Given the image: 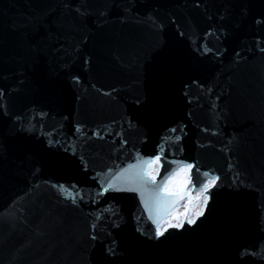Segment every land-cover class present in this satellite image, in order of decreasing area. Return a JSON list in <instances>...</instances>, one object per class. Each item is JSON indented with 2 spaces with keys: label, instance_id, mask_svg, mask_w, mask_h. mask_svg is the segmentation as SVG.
<instances>
[{
  "label": "water",
  "instance_id": "obj_1",
  "mask_svg": "<svg viewBox=\"0 0 264 264\" xmlns=\"http://www.w3.org/2000/svg\"><path fill=\"white\" fill-rule=\"evenodd\" d=\"M62 4L0 0L3 102L25 117V128L27 117H35L32 132L14 137L11 121L3 125L0 264H99L102 244L112 240L119 247L111 264H264V52L257 45L259 37L264 47V0H201L199 8L196 0H77L83 17ZM29 18L43 24L39 50L35 24L25 25ZM209 28L223 31L205 38ZM202 43L213 51L205 55ZM137 97L150 119H136ZM41 111L43 119L36 116ZM76 123L85 126V136H72ZM108 126L112 136L90 138L91 129ZM172 127L177 133L168 131ZM48 138L61 142L50 150L56 157L70 156L64 149L71 145L76 163L54 167L44 154L26 159L18 146ZM162 138L158 182L183 161L199 169L190 172V195L196 196L205 171L218 174L222 186L210 191L199 228L173 230L157 242L137 231L147 233L152 225L135 193L89 201L99 187L94 176L111 168L108 178L154 156ZM85 162L87 171L77 166ZM236 173L243 185L230 189ZM52 184L76 185L73 196L82 192L85 200L73 205ZM245 248L255 255L241 258Z\"/></svg>",
  "mask_w": 264,
  "mask_h": 264
},
{
  "label": "snow or ice",
  "instance_id": "obj_2",
  "mask_svg": "<svg viewBox=\"0 0 264 264\" xmlns=\"http://www.w3.org/2000/svg\"><path fill=\"white\" fill-rule=\"evenodd\" d=\"M76 2L77 0H63L62 6L69 12L75 13L77 17L85 16L86 12L83 10V6H75ZM195 6L197 8L201 7V0H196ZM99 15L103 17L104 13L100 12ZM256 22L260 23L261 21L258 19ZM33 24L36 26V34L32 39L34 42H36L37 50H39L40 40L38 38L43 35V24L37 18H29L25 21V25L28 27H31ZM219 31L223 30L214 32L212 28H209L204 34L205 38L212 35H218ZM180 34L183 35V33ZM259 43L260 38L257 37L259 51L264 52V47H259ZM199 50H202L205 55L213 51V49L208 47L207 43H202L199 46ZM215 55L219 57L221 52L216 50ZM234 55L237 61H239L241 58L240 51H236ZM83 63L87 65L89 60L85 58ZM71 79L77 84L80 83V77L78 75H73ZM192 83L195 84L197 82L193 80ZM184 87L187 89L188 85L185 84ZM112 91H115V89ZM109 94L110 93H105V95ZM185 95H187V92H185ZM4 97L5 90L0 88V155L8 150V145L5 143L6 138L3 131L4 123L6 121H11L9 135L14 137L23 131L32 132V120L35 119V117L29 115L27 117L28 126L25 128V117L12 113L7 103L3 102ZM134 103L139 106L137 109V120H148L151 118L152 113L148 109L145 101L141 100L140 97H137ZM213 107H215L214 103ZM46 115L47 113L43 111L36 113V116L41 119H43ZM113 123L115 122L113 121ZM127 123L129 127L134 126V122L131 118H129ZM183 127V125H180L181 132L183 131ZM84 128V125L76 123L73 127L72 136H85L86 133ZM168 131L175 134L177 133V127L169 128ZM205 131H207V129H205ZM89 135L90 138L103 139L105 135L112 136L113 132L111 127L108 126L91 129ZM114 135L121 137V144L128 143L127 140L122 138L121 132H115ZM174 139L175 141H180L181 136L177 134L174 136ZM60 143L61 142L59 140L48 138L42 143L33 144L31 146H18L22 147V152L26 159L32 157L34 154H44V158L47 160V162L54 167L75 164L76 161L73 159V157H76V153L71 145L64 149L65 152L71 153L70 156L56 157L54 154H51V148L54 145ZM166 143L167 139L162 138L161 143L156 146V154L154 156L137 160L135 164H128L124 168H119L108 178H106V176L113 172L111 168L108 169V173L98 174V177L94 176L92 179L98 184L99 187L98 191H95V193L91 195L89 201L92 204H96L101 197H104L105 200L115 199L116 197L108 195L110 192L135 193L139 198L141 207L147 215V219L152 225V228L147 233H145V231L141 228H138L137 231L140 232L141 235H146L149 240L154 239L157 242L161 241L162 239H168L174 234V232L182 233L184 231L195 230L196 228H199L200 224L202 223L201 218L207 219V210L209 209L210 202V191L214 188L222 186L220 184L221 177L218 174L215 172L205 171L203 172L205 180L203 183L199 184V190L196 196L190 195V186L192 183L190 172L194 169L199 172V169L196 168L194 163H186L183 161L177 162L178 167L173 169V171L165 176L163 180L158 182L156 176L157 172L159 171L160 161L164 153V145ZM137 155H139V153H137ZM79 159L82 161L83 157L81 156ZM32 162L34 163V161ZM77 166L82 167L85 171H87L86 162ZM228 168L229 170L233 168L231 162L228 164ZM38 171L39 169H36V172ZM33 175H35V173H33ZM46 183L48 182L46 181ZM241 185H243V180L240 179V174L236 173L228 187L230 189H239ZM51 187L59 189L63 198L65 200H71L73 205H78L80 201L85 200V196L82 192L77 193L75 197L73 196V190L76 188V185H72L71 189L67 188L64 184H52ZM105 211H107V209H105ZM114 215H118V212L114 213ZM96 219H101V216L98 214ZM112 226L118 227V224L113 222ZM92 228L93 231L91 232L89 239L94 242L98 239V235L94 231L95 224L92 225ZM118 247L119 246L115 240H112L107 246L102 244L99 255V264H111V260L109 258H114L117 256ZM249 255H255V253L247 248L240 251L241 258Z\"/></svg>",
  "mask_w": 264,
  "mask_h": 264
}]
</instances>
